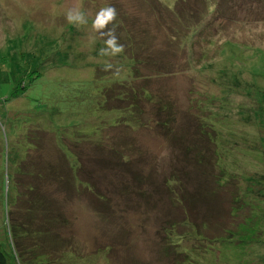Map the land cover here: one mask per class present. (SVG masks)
<instances>
[{
	"label": "rangeland",
	"instance_id": "rangeland-1",
	"mask_svg": "<svg viewBox=\"0 0 264 264\" xmlns=\"http://www.w3.org/2000/svg\"><path fill=\"white\" fill-rule=\"evenodd\" d=\"M144 2L0 0L1 243L8 241L9 236L5 197L8 199L9 194L12 195L17 156H25L29 148L26 147L28 136L24 133L32 123L37 122L36 118L42 117L41 125H47L55 135L57 131L64 133L55 128L57 119L52 118L54 110L49 106L61 103L64 107H71V111L78 115L75 105L80 102V90L85 87L83 81L86 78L80 80L76 76H82L81 71L85 68L69 65L81 64L83 56H77L79 51L86 53L85 49L93 50L78 44L85 39L82 32L92 34L89 21L93 23L101 7H117L120 3L122 11L118 13V8H115L119 15H125V12L132 14L124 18L125 25H130L134 19L138 26L132 27V33L138 30L140 34L144 33L143 38L138 35L140 45L137 48L141 57L133 66L134 87H149L155 96L157 90L164 91L166 99L172 96L186 107L195 105L197 117L209 128L211 125L215 129L217 155L228 169L225 188L235 193V182L231 179L246 175L258 177L263 171L264 166L255 157V150L264 147V136L261 137V145L258 138V130L264 131V113L261 110L264 95L257 92L258 88L264 89V0H227L228 4L214 10L219 0H169V6H161L158 14L148 6V0ZM74 8L83 11L87 18V24L78 29L66 20L68 10ZM159 20L164 22L161 30H158ZM192 25H197L198 29L189 36ZM116 35L125 46L122 54L127 56L129 41L121 27L116 30ZM89 41H93V37ZM59 51L64 54L57 53ZM72 55H75L74 60ZM25 70L27 74L24 77L22 71ZM37 70L42 71L41 77L29 84L30 77L36 75ZM21 78L28 87L26 92L8 102L2 101L1 96L5 98ZM115 85L112 89L116 88ZM243 91L247 96H242ZM36 97L44 109L37 103ZM100 100V97L92 99L96 102ZM14 105L15 108L23 105L26 112L14 111ZM247 116L254 119L258 130ZM239 117L243 121L238 120ZM85 129L92 135L100 134L99 128ZM103 138L104 143L111 146L119 135L114 134L110 138L104 134ZM203 144L207 145L206 138ZM146 147L152 150L149 141H146ZM64 152L72 164V152L70 149ZM73 164L76 166L75 160ZM79 176H74L76 186L80 183ZM111 183L112 180L106 183V190ZM229 192L227 194L231 199ZM238 193L239 199L250 208L241 212L250 218L240 228V233L223 231V234L231 233L236 241L208 244L202 240L198 228L204 221L208 223V218L205 220L200 216L184 223V226L190 227L186 236L181 237L173 230L166 233L168 243L165 242L159 249L156 245L159 236L155 232L159 220L154 210L151 212L136 200H120L119 192L112 196L109 193L110 204L106 212L111 214L107 218H96L95 206L76 192L77 196H72L65 205L67 214L61 217L63 226L55 223L50 227V241L56 234L60 240L59 243H46L45 264H258L255 261L259 262V254L264 258V187L259 192L261 196L254 198L255 203L246 200V188ZM160 216L168 222L163 212ZM228 219V227L234 228L238 218ZM166 224L163 222L159 230ZM184 242L192 244L190 252L185 250ZM39 246L27 248V254L40 250ZM255 249L257 259L253 254ZM181 255L184 261L180 258L179 262L178 256Z\"/></svg>",
	"mask_w": 264,
	"mask_h": 264
},
{
	"label": "trees",
	"instance_id": "trees-1",
	"mask_svg": "<svg viewBox=\"0 0 264 264\" xmlns=\"http://www.w3.org/2000/svg\"><path fill=\"white\" fill-rule=\"evenodd\" d=\"M168 1L148 0V6L158 14L161 6H169ZM225 4H228L227 0H219L213 10ZM115 8H118V13L122 11L120 3ZM243 14L250 15L248 12ZM130 15L132 14L128 12H125V15L118 14L115 22L116 29L121 27L129 41L127 56H101L99 50L105 47L103 39L93 30L92 34L82 32L85 39L81 40L78 46L82 44L93 50L85 49L86 53L82 50L77 53V56H83L82 65H69L85 68L81 71L82 76H76L80 77V80L86 78V81H83L85 87L80 90V102L75 105L78 115L71 111V107H64L61 103L59 106H49L54 110L52 118L57 119L55 128L64 133L57 131L56 138L51 128L41 125L44 117L36 118L37 122L32 123L24 133L28 136L26 147L29 148L25 156H17L18 162L14 168L16 181L12 195L9 194L8 199L5 197L9 236L4 244L0 242V264H45L46 243H59L60 240V236L56 234L50 241V227L55 223L63 226L61 217L67 214L65 205H68L72 196H77L76 192L85 196V199L95 206L96 218H107L111 214L106 212L110 204L109 193L112 196L119 192V195H122L119 196L120 200H136L151 212L154 210L160 224H156L155 229L159 236L156 242L159 249L167 242L166 233L173 230L181 237L186 236L190 227L184 226V223L200 216L205 220L208 218V223L204 221L198 228L203 236L202 240H206L208 244L236 241L231 233H240V228L249 220L250 216L242 212L244 208L248 211L250 208L239 199L238 191L246 188V200L255 203L254 198L261 196L259 192L264 187V167L258 177L246 175L231 179L235 182L236 191L230 193L225 188L227 166L220 162L217 155L215 129L208 124L209 128L197 117L195 105L186 107L172 96L166 99L164 91L157 90L155 96L149 87H134L133 68L137 58L141 57L137 48L140 45L138 35L143 38L144 33L140 34L139 30L132 33V27L138 26L133 22L134 19L130 25H125L123 20ZM159 23L158 30H161L164 22L159 20ZM89 24L91 25L92 21H89ZM74 27L79 28L75 25ZM191 27L189 36L198 29L197 25ZM91 37L93 41H89ZM119 43L122 44L120 39ZM60 52L62 51L57 53ZM71 58L74 60L75 55ZM107 63L114 66L112 70H104ZM22 72L25 77L26 70ZM41 74L42 71L37 70L36 75L30 77L29 84L40 78ZM114 84H117L116 88L112 89ZM27 88L21 78L5 98L1 96V100L8 102L9 99L18 98ZM257 92L261 96L264 95L263 88H258ZM242 96H247L246 92L243 91ZM99 97L100 102L92 101ZM38 99L36 97L37 103ZM41 107L44 109V105ZM207 110L209 113L210 110ZM261 110L264 113V106ZM14 111L26 112L23 105L16 108L14 105ZM242 117L238 120L243 121ZM247 119L258 130L254 119L250 116H247ZM85 127L99 128L100 134L92 135ZM263 132L258 130L260 145ZM104 134L110 138L118 134L119 139L107 146L104 143ZM204 138L207 139V145L203 144ZM146 141H149L152 150L147 149ZM69 149L72 152V164L64 152ZM255 153V157L264 166V147L255 150ZM74 160L76 166L73 164ZM76 175H80L78 186L74 182ZM114 175L116 179H113ZM16 177L22 179L18 181ZM83 177H86L84 181ZM111 180L113 183L106 190V183ZM248 187L254 188L253 192L247 189ZM6 190L9 191V187ZM262 199L264 201V198ZM239 210L243 211L240 213ZM161 212L168 217V222L161 218ZM113 216L114 214L111 218ZM228 217L238 218L234 228L228 227ZM163 222L168 224L159 230ZM224 230L231 233L223 234ZM35 245H40L38 249H41L28 255L27 248ZM191 245L184 242L187 247L185 250L190 252ZM256 252L255 249V259L258 256L255 255ZM260 256L259 254V262L255 263L263 264L264 258L261 256L260 261ZM180 258L184 261L183 255L178 256L179 262Z\"/></svg>",
	"mask_w": 264,
	"mask_h": 264
},
{
	"label": "clouds",
	"instance_id": "clouds-1",
	"mask_svg": "<svg viewBox=\"0 0 264 264\" xmlns=\"http://www.w3.org/2000/svg\"><path fill=\"white\" fill-rule=\"evenodd\" d=\"M117 11L113 6L101 7L96 13V17L92 23V29L99 37L103 39L105 47H102L99 52L101 56L116 57L125 51V46L119 43V38L116 35V18ZM66 20L69 24L81 27L87 24V18L83 11L79 8L69 9L66 14ZM112 25V27H109ZM111 63H107L104 67L105 71L113 69Z\"/></svg>",
	"mask_w": 264,
	"mask_h": 264
}]
</instances>
